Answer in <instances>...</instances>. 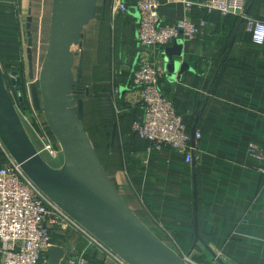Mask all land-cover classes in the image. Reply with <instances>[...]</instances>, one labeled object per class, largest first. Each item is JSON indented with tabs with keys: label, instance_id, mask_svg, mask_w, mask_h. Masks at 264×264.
Wrapping results in <instances>:
<instances>
[{
	"label": "crops",
	"instance_id": "1",
	"mask_svg": "<svg viewBox=\"0 0 264 264\" xmlns=\"http://www.w3.org/2000/svg\"><path fill=\"white\" fill-rule=\"evenodd\" d=\"M112 1H97L74 70L89 92L92 85L100 96L108 92L104 103L116 111L115 119H104L95 102L90 119L96 137L105 122L111 123L99 153L106 173L139 220L191 264H220L212 254L222 264H264V174L260 162L249 155L254 145L264 157V43L254 44L243 24L239 27L238 17L193 7L192 22L205 23L201 33L157 51L165 68V50L178 46L182 55L174 60L190 68L178 79L166 71L160 81L161 93L173 102L191 137L201 135L190 142L193 163L187 164L171 149H149L130 130L142 115L139 106L126 110L138 96L131 85L140 51L138 12L133 9L135 0H125L129 11L113 15ZM183 1L198 2L160 0V19L169 25L184 19ZM50 11L51 0H0L1 62L21 63L26 53L22 28L27 32L30 24V30L38 27L44 35ZM245 11L264 22V0H247ZM87 112L86 107V116ZM5 163L0 145V168ZM53 238L59 240L53 245L65 251L61 264H68V251L84 253L85 264H110L86 249L77 234Z\"/></svg>",
	"mask_w": 264,
	"mask_h": 264
},
{
	"label": "water",
	"instance_id": "2",
	"mask_svg": "<svg viewBox=\"0 0 264 264\" xmlns=\"http://www.w3.org/2000/svg\"><path fill=\"white\" fill-rule=\"evenodd\" d=\"M97 1L51 0L45 53L37 80L28 85L32 107L42 114L62 150V164L53 168L37 154L1 70L0 143L51 202L126 264H189L158 239L129 208L106 173L84 129L83 102L74 96L73 90L75 83H80V78H75L74 68L81 52L74 48L80 49L83 31L95 19ZM242 24L241 19L239 27ZM27 36L30 46V24H27ZM181 51L178 46L165 50V71L171 78L176 74L178 79L190 70L173 58L181 57ZM27 53L28 76L33 79L29 48ZM12 75L16 76L17 72ZM20 83V78L12 82L18 91L22 90ZM84 90L88 96V89L84 87ZM198 240L201 241L196 237L195 241ZM46 255L48 264H61L65 251L60 246L50 245ZM212 256L222 264L215 255Z\"/></svg>",
	"mask_w": 264,
	"mask_h": 264
},
{
	"label": "built area",
	"instance_id": "3",
	"mask_svg": "<svg viewBox=\"0 0 264 264\" xmlns=\"http://www.w3.org/2000/svg\"><path fill=\"white\" fill-rule=\"evenodd\" d=\"M246 1L202 0L196 4L183 1L186 16L169 25L158 15L160 0H135L133 9L138 12L136 34L140 51L131 85L132 93H137L138 96L134 102L136 104L130 103L126 110L136 106L142 109L141 117L132 121L130 130L149 149H171L183 155L185 162L190 164L193 159L190 142L201 137L198 132L191 137L173 102L161 93L160 81L166 71L157 58V51L175 40H191L201 33L205 23L195 25L192 22L189 12L193 7L206 13L242 19L244 31L251 41L262 45L264 22L245 15ZM128 11L125 0L112 1L113 14ZM77 50L81 52L80 49ZM28 85L22 94L23 102L17 96L10 95L11 99L37 154L46 164L57 168L63 161L62 150L49 134L41 113L32 107ZM1 147L6 163L0 168V264H48L46 249L53 245L54 235L66 233L81 236L86 242V249L95 251L105 262L126 264L51 202L24 174L2 145ZM249 155L260 162V172L264 174L262 151L250 145ZM185 260L191 264L188 259ZM67 263L85 264L84 253L68 251Z\"/></svg>",
	"mask_w": 264,
	"mask_h": 264
},
{
	"label": "rangeland",
	"instance_id": "4",
	"mask_svg": "<svg viewBox=\"0 0 264 264\" xmlns=\"http://www.w3.org/2000/svg\"><path fill=\"white\" fill-rule=\"evenodd\" d=\"M113 15H116V14H113ZM46 29L44 31V35H43V30L39 29L38 27L33 29V30H30V32H31V45L29 46L28 45L27 32L24 30V28H22V31H21V47H22V49L26 50V53L20 59L21 63H9V62L4 63V62L0 61L1 73H2V75H5V85H6L7 89H8V92H9L10 95H13L15 97L17 96L18 100L22 101V99L19 97V95L16 92V91H18L16 89L17 86L12 84V82L15 83L16 79L20 78V80H21L20 86L22 87V91H23V94H24L26 85L31 83V82H35L37 80L38 73H39V70H40L39 65L41 64L43 55L45 53V48H46L48 28H46ZM28 48L30 49V53H31L33 79H29V76H28V65H29L28 64L29 63V61H28V53H27V49ZM74 49L77 52V48H74ZM78 52H79V50H78ZM19 66H21L23 68V70H22L23 72H19L20 71L18 69ZM76 68L77 67L75 65V69L74 70H76ZM13 72H17V75L13 76L12 75ZM86 83L89 84L88 80H86ZM89 93H90L89 97H87V99L85 101V105L87 107L88 112H87V116H86V119H85V122H84V127H85L86 132L87 133L89 132V134L91 136V140L93 142L92 144L96 147V149L98 150L99 153H103V146L106 143L105 139H104V132L107 131L108 133H110V130H111V125L110 124L111 123L105 122L106 125H107L106 128L105 129H103V127L99 128V132L101 133L100 134L101 138L95 136V134L93 133L94 132L93 131L94 127L92 126V124L90 122L91 116L93 114L95 102L97 103L96 109L98 108V110H100V113H102V117L104 119H107V118L109 119L110 117H112V119H115L114 118V114L116 115V111L111 109V107H109L108 104L104 103L103 98L107 99V97L109 96L108 92L107 93H103L104 96H100L98 94V93H100L99 89L97 87H95V85H92L90 87V92ZM78 98L81 99V97H78ZM90 104H91V106H90ZM104 108H106V111L104 110ZM88 116H89V119H88ZM41 117L43 119L42 114H41ZM43 122L45 124L44 119H43ZM102 125H103V121H102ZM47 130H48V128H47ZM48 132H49V130H48ZM49 134L53 138V136H52V134L50 132H49ZM59 235H64V234H59ZM53 241L54 242H59V240L56 239V238H53ZM61 242H62V240H61Z\"/></svg>",
	"mask_w": 264,
	"mask_h": 264
},
{
	"label": "trees",
	"instance_id": "5",
	"mask_svg": "<svg viewBox=\"0 0 264 264\" xmlns=\"http://www.w3.org/2000/svg\"><path fill=\"white\" fill-rule=\"evenodd\" d=\"M18 69L20 70L19 72H23V71H22L23 68H22L21 66H19ZM21 74H22V73H21ZM2 77H3V80H4V82H5V75H2ZM82 89H84V88L81 86L80 83H75V86H74V88H73V90L75 91L74 96L77 97V98H78V97H81L80 95H81V93H82V92H81ZM16 92H17V94L19 95V97L22 99L23 91L20 90V91H16ZM84 94H85V93H84ZM82 95H83V93H82ZM87 97H89V95H88V96L85 95L84 98L81 97L82 102H83V126H84V122H85V119H86V113H85V112H86V105H85V101H86ZM23 104L25 105V103H23ZM108 121H110V120H108ZM106 126H107V125H106ZM106 126H104V127L106 128ZM84 129H85V127H84ZM106 134H108L107 131L104 132V139H105V141H106V138H105ZM93 146H94V145H93ZM94 148H95V150H96V152H97V154H98V156H99V152H98V150L96 149L95 146H94ZM99 159L101 160L100 157H99Z\"/></svg>",
	"mask_w": 264,
	"mask_h": 264
},
{
	"label": "flooded vegetation",
	"instance_id": "6",
	"mask_svg": "<svg viewBox=\"0 0 264 264\" xmlns=\"http://www.w3.org/2000/svg\"><path fill=\"white\" fill-rule=\"evenodd\" d=\"M81 92L83 93V95H82V93H81V95H80V96L84 98V97H85V94H84V93H85V90H84V89H82V91H81Z\"/></svg>",
	"mask_w": 264,
	"mask_h": 264
}]
</instances>
